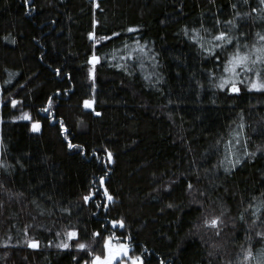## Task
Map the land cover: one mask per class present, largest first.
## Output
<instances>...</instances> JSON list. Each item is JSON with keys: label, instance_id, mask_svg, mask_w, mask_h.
<instances>
[{"label": "trees", "instance_id": "1", "mask_svg": "<svg viewBox=\"0 0 264 264\" xmlns=\"http://www.w3.org/2000/svg\"><path fill=\"white\" fill-rule=\"evenodd\" d=\"M258 33L261 0H0V264H264V90L217 86Z\"/></svg>", "mask_w": 264, "mask_h": 264}, {"label": "snow or ice", "instance_id": "2", "mask_svg": "<svg viewBox=\"0 0 264 264\" xmlns=\"http://www.w3.org/2000/svg\"><path fill=\"white\" fill-rule=\"evenodd\" d=\"M26 3H28V0H25ZM261 3H264V0H261ZM233 7L235 8L236 5H233ZM255 11V9H254ZM237 15H240L239 13H237ZM90 37L94 38V34L90 33L89 34ZM115 35V34H114ZM259 36V39L261 41H264V35L261 34H257ZM105 39H107V37H105ZM213 39L217 40V41H228L231 42V38L228 37L226 32H219L218 35H215L213 37ZM219 46V45H217ZM255 59H253V52L252 51H248V52H242L240 50L239 47H237L235 54L232 56V58L227 62L228 63V67H225L224 71L225 72H231L233 74V76L238 77L240 75V72L237 71V69H240L241 71H248V72H252L253 71V67L251 65H255L256 63L260 62V63H264V46L262 47H256L255 49ZM207 51V50H206ZM99 57L93 55L91 58V63L93 65H95L96 62H98ZM60 70L57 69V73L59 74ZM92 79H95V69L93 67V69L90 70ZM256 80H252L250 81V87L252 89L255 90H264V80L261 79V72L259 70L256 71ZM228 84L230 85V91L233 93H239L240 92V88L238 87L237 83L230 79L229 77H221V81L220 83L217 85L220 89H224L225 85ZM93 90L95 89V84L92 85ZM18 102L16 100L12 101V105L15 106ZM51 98H49V106H51ZM84 107L85 108H93L94 105V100H84L83 102ZM43 111H48V109H43ZM96 115H100L99 112L96 113ZM15 119H31L30 115L28 113H24L22 117H16ZM60 126L61 129L65 132V134L67 135V128L64 125V121L63 119H61L60 121ZM32 130L33 131H39L40 130V122L39 121H35L32 124ZM68 147L72 148L74 147V145L71 143V141L68 142ZM109 160H111L112 158V153L108 152L107 153ZM103 179V177L101 178ZM170 187V186H169ZM193 187V185L191 183L188 184V188L191 189ZM106 195H107V190H106ZM108 199L111 200L112 196L109 195ZM84 200L87 201L89 200V196L85 195L84 196ZM168 207H173L172 204H169ZM113 225H116L117 223H119V225L121 227H123V221H112ZM204 226L208 227V228H213L216 229L217 232L216 234L219 235V225L221 223V219L219 216H215L212 217L211 219H205L204 220ZM68 237L71 239L73 237H75L77 235V233L73 230V231H69L68 232ZM96 235H99V233H96ZM259 236H261L262 238H264V232L258 233ZM112 241V236H109L107 238V240L105 241V247L107 249V255L104 256L103 258H101V256L96 255L94 257V259L91 261V264H113L114 261L117 260L118 257H127L128 260L131 261V264H143V259L141 257H132L129 255V247L125 244H116L113 245L111 243ZM28 246L36 249L39 247V241L38 240H29L28 241ZM61 248H65L67 249L69 247L68 243H62L60 245H58ZM77 247L79 249H85L87 247V245H85L84 243H80L77 245ZM249 255H251V253H249ZM84 264H89V261H85ZM124 264H127V261L124 262Z\"/></svg>", "mask_w": 264, "mask_h": 264}, {"label": "rangeland", "instance_id": "3", "mask_svg": "<svg viewBox=\"0 0 264 264\" xmlns=\"http://www.w3.org/2000/svg\"><path fill=\"white\" fill-rule=\"evenodd\" d=\"M228 66H229V65H228ZM228 66H227V67H228ZM237 71L240 72V75H239L238 77L233 76V74H232L231 72H226V77H229L230 79L234 80L235 82H236V81L245 80V81H247L248 88L252 89V88L250 87V81H252V80H256V79H257L256 74H255L256 71L248 72V71H246V70L241 71L240 69H237ZM262 80H264V78H262ZM254 90H255V89H254ZM22 116H23V115H22ZM101 186H102V188H103V191H104V194H105V197H106L107 201H109L108 196H109L110 194L107 192V195H106V189H105V185H104V183H103V179H101ZM88 196L90 197V195H88ZM84 201H85V200H84ZM85 202H88V200L85 201ZM69 231H73V230L70 229ZM69 231H68V232H69ZM67 236H68V235H67ZM68 238H69V237H68ZM107 238H108V237H107ZM107 238L103 240V243H102V246H101L102 254H95V253H94V254H91V252H90L91 247H90L89 245H87V247L84 249V250H86V251L89 252V259H88L89 264H91V261L94 259V257H95L96 255L101 256V258H103L104 256L107 255V249H106V247H105V241L107 240ZM111 243H112L113 245H116V244H125V245H127V244L124 243L123 241L113 240V239H112ZM128 247H129V246H128ZM81 250H82V249H81ZM129 250H130V247H129ZM129 255L132 256V257H137V256H135L134 254H132L130 251H129ZM125 261H127V264H131V261L128 260L127 257H118L117 260L113 262V264H124Z\"/></svg>", "mask_w": 264, "mask_h": 264}]
</instances>
